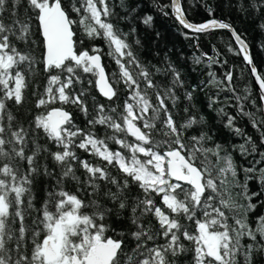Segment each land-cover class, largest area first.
Segmentation results:
<instances>
[{
    "label": "snow or ice",
    "instance_id": "6c2138e0",
    "mask_svg": "<svg viewBox=\"0 0 264 264\" xmlns=\"http://www.w3.org/2000/svg\"><path fill=\"white\" fill-rule=\"evenodd\" d=\"M22 3L27 5L24 19L18 16ZM9 8L12 19L6 23ZM70 8L78 19L71 18L64 0H0V264H183L182 258L189 254L190 264H255L258 256H264V215L250 224L249 214L257 207L253 198L264 192V167L243 169L246 175L241 183L231 156H222L219 144L210 146L207 132L186 135L201 126L203 118L190 116L181 123L174 119L168 102L177 106L175 89L183 86L180 73L170 63L151 69L142 63L126 34L109 19L115 13L107 0H70ZM171 8L178 22L193 33L228 29L251 66L262 93L259 99L264 101V75L253 64L242 36L216 19L188 22L181 0H171ZM238 9L257 14L261 19L258 27L264 31V0H238ZM207 10L212 13L211 8ZM33 18L43 37L39 58L16 44L36 43L32 40ZM151 20L148 16L143 22L147 25ZM73 25H79L87 39L107 43V55L118 71L106 73L98 47L77 50ZM37 64H42L47 74L36 102V108L44 111L26 128L8 102L23 104L27 74L35 75ZM158 73H171L170 84L158 83L154 79ZM84 74L95 78L87 84L94 85L111 104L92 97L89 106ZM226 79L231 83L232 74ZM228 90L235 93L234 88ZM121 91L127 95L122 104H116ZM249 95H237L236 99L247 101ZM57 103L61 106L49 108ZM63 105H72L90 117L88 127H78ZM237 107L259 133V143L235 127V116L221 109L227 116L225 126L246 138L248 146L241 145V152L259 154L255 161L259 164L264 161V105L259 115L245 111L243 103ZM153 133L164 139H156ZM41 134L57 151L39 143ZM109 142L119 149L113 150ZM76 149L100 163L81 159ZM42 154L59 167L58 178L41 163ZM211 157L216 158L215 163ZM76 164L84 170L83 180L76 174ZM41 175L55 178V184L37 208L33 185ZM67 180L75 182L77 192L90 189L87 203L65 190ZM249 181H255L259 191H252ZM132 185L138 193H132ZM237 187L240 191L234 197ZM113 216L127 221L125 231L112 227ZM182 221L192 222L194 229ZM109 232L121 238L107 235ZM126 238L134 241L130 250Z\"/></svg>",
    "mask_w": 264,
    "mask_h": 264
},
{
    "label": "trees",
    "instance_id": "16d2710c",
    "mask_svg": "<svg viewBox=\"0 0 264 264\" xmlns=\"http://www.w3.org/2000/svg\"><path fill=\"white\" fill-rule=\"evenodd\" d=\"M107 2L115 13L109 19L118 26L121 32L126 34L127 41L132 45L133 51L142 63L150 69L152 66L165 68L170 63L180 73L183 86L175 89L178 97L177 106L173 108L171 103L168 102L174 119L177 123H181L190 116H195L197 119L203 118V124L189 130L186 135H198L201 130L207 132L211 137L209 145L219 144L222 147L221 155L231 156L239 171L241 183H243L246 175L243 169L253 166L258 169L264 167V161L259 164L255 162L259 160V154L255 156L242 154L241 145L248 146L245 144L246 138L237 135L225 126L227 116L220 111L223 109L224 113L235 116V127L242 129L247 136H251L259 143V133L252 127L248 117L239 114V108L237 107L238 103H243L245 111H256L259 115L261 105L249 71L230 33L224 30H217L204 34H194L184 30L172 16L171 0H107ZM26 6V3H22L18 10L20 19L25 18L24 9ZM64 6L69 11L72 19H78L77 15L71 12L70 0H64ZM181 7L187 20L192 23H201L215 18L230 24L247 43L253 64L257 71L264 75V31L258 27L261 19L257 14L239 11L238 0H181ZM208 8L212 9L211 14H209ZM11 11L12 9L9 8L5 13L6 23H9L12 19ZM165 12L167 15H165ZM29 14L32 15L31 13ZM148 16H151L152 20L150 24L146 25L143 21ZM73 30L75 32L73 39L77 41L78 51L91 50L93 47H98L101 49L102 63L105 66L106 73L111 74L118 71L115 61L107 55L108 45L103 39H87L79 25H73ZM32 31L34 33L32 40L36 42L35 44L25 45L19 41L16 44L21 51L31 50L39 58L42 52L43 40L39 34L38 21L34 18L32 20ZM80 40H83L82 44L79 43ZM137 40L139 44L136 43ZM198 57L200 60L197 63ZM35 68V75L27 74L29 84L24 93L23 104L17 106L11 101L8 102L9 109L26 128L36 114L44 111V109L36 108V102L39 94L44 91L47 74L43 71L42 64H37ZM228 73L232 74L231 83L226 79ZM171 78V73L167 75L158 73L154 76L158 83L170 84ZM84 79L83 87L88 91L87 102L90 107L93 103L92 97H95L96 101L100 103H112L102 98L94 85L87 84V80H94V77L84 74ZM79 87L78 85L77 89ZM229 88H234L235 93L229 91ZM245 89H247V92H245ZM189 93L191 94V99L188 98ZM126 95V92L121 91L120 99L115 103L122 104ZM237 95H249V100L238 102L236 99ZM252 101H255V104ZM60 106L57 103L50 105L49 108ZM63 107L71 113L73 121L78 127H88L87 119L90 117H85L72 105H63ZM97 131L101 136L104 134L99 126ZM153 135L158 140L164 139L159 133H153ZM129 139L131 138L129 137ZM39 143L42 145L46 144L51 151H57L56 146L43 137L42 134L40 135ZM109 146L113 150L119 149V145L111 142H109ZM261 151H264V146H261ZM76 152L81 159L89 160L93 164L100 163L97 158L80 149H76ZM211 160L215 163L216 158L211 157ZM40 161L42 164L46 163L49 170L54 171L56 177H59L60 169L50 156L42 154ZM75 167L76 174L83 180L84 170L78 164ZM109 171L113 175L120 176L114 168H109ZM229 180H231V177H229ZM54 184L55 178L41 175L36 179L33 185V192L36 197L34 203L37 208L41 206L47 191H50L51 186ZM249 186L252 191H259V186L255 181H249ZM65 190L76 193L85 203L89 200L87 192L90 189L77 192V185L73 181H65ZM131 191L135 194L139 192V189L132 185ZM239 191L238 187L234 188L233 196L235 197ZM104 202L108 203L110 207L112 206L110 202ZM157 202L159 203V197H157ZM241 202L243 201L241 200ZM252 202L256 203L257 207L254 212L249 214L250 224L255 223L256 217L264 215V192L254 197ZM84 211L87 212L89 209H84ZM27 222L30 224L31 218ZM182 222L188 224L191 229L195 227L192 222ZM153 223H155L154 220ZM111 224L117 232H122L126 230L127 221L117 220L113 216L111 217ZM107 235L117 239L121 238L113 232H109ZM125 242L129 250L134 247V241L130 238H126ZM244 242L248 243L250 241L246 240ZM185 243L187 242L185 241ZM182 259L183 264H190L191 254ZM255 264H264V256H258Z\"/></svg>",
    "mask_w": 264,
    "mask_h": 264
},
{
    "label": "water",
    "instance_id": "95a60500",
    "mask_svg": "<svg viewBox=\"0 0 264 264\" xmlns=\"http://www.w3.org/2000/svg\"><path fill=\"white\" fill-rule=\"evenodd\" d=\"M171 13H172V8H171ZM172 16H173V18L175 19V21L184 29V30H186V31H188V32H190V33H193L191 30H189V29H185L179 22H178V20L176 19V17L174 16V14L172 13ZM186 18V17H185ZM187 19V18H186ZM212 19H215V18H212ZM210 20V19H209ZM216 20H218V21H221V20H219V19H216ZM208 21V20H207ZM188 22H190L189 20H188ZM204 22H206V21H204ZM204 22H201V23H204ZM222 22H224V21H222ZM190 23H192V22H190ZM201 23H195V24H201ZM224 23H226V22H224ZM228 24V23H227ZM233 28V27H232ZM217 30H224V31H227L228 33H230V35L232 36V34H231V32L228 30V29H215V30H212V31H217ZM212 31H210V32H212ZM207 33H209V32H207ZM194 34H204V33H194ZM42 37V36H41ZM74 38V37H73ZM234 39V38H233ZM42 40H43V37H42ZM234 42H235V44H236V46H237V48H238V50H239V45L236 43V41H235V39H234ZM246 43V42H245ZM247 44V43H246ZM248 50H249V54L251 55V52H250V49H249V47H248ZM241 54V56H242V59H243V54L242 53H240ZM243 61H244V63H245V65H246V67H247V69H248V71H249V74H250V76H251V79H252V82H253V85H254V87H255V89H256V92H257V94H258V97H260L261 95H262V93L260 92V90H259V85L256 83V80H255V77L253 76V74H252V72H251V66L250 65H248L247 64V62L243 59ZM97 92H98V90H97ZM98 94L100 95V93L98 92ZM101 96V95H100ZM102 97V96H101ZM102 98H104V97H102ZM105 99V98H104ZM259 101H260V105L262 106V105H264V101H261L260 99H259Z\"/></svg>",
    "mask_w": 264,
    "mask_h": 264
}]
</instances>
